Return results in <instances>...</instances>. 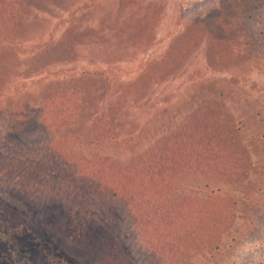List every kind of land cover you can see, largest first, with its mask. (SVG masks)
Returning a JSON list of instances; mask_svg holds the SVG:
<instances>
[{
    "label": "rangeland",
    "instance_id": "obj_1",
    "mask_svg": "<svg viewBox=\"0 0 264 264\" xmlns=\"http://www.w3.org/2000/svg\"><path fill=\"white\" fill-rule=\"evenodd\" d=\"M225 1L0 0V264H51L72 256L81 264H120L134 247L124 227L108 224L97 242L104 251L97 246L88 253V230L112 221L105 202H97L108 186L126 207L113 212L132 221L129 200L119 192L146 185L142 208L146 202L160 213H170L165 204L179 209L173 221L162 219L171 235L193 193L230 223V237H214L209 246L206 227L200 237L193 227L186 233L200 242L190 264H264V0H255V23L238 21L224 33L227 21L238 18L233 0ZM252 27L261 34L257 42L249 37ZM247 40L255 54L231 60L232 49ZM198 71L215 79L207 103L200 93L195 99ZM84 72L99 73V81ZM116 99L117 107L103 109L102 102ZM195 121L232 146L211 157L200 150L196 162L185 163L190 182L178 171L181 164L161 168L176 183V191H164L138 170L153 168L162 147L156 135H178L191 146L202 129ZM232 132L241 142L233 143ZM81 154L91 171L83 188L64 175L68 161L77 157L79 166ZM32 162L40 163L33 176ZM82 194L96 204L82 205L90 199ZM27 230L29 238L21 240ZM114 239L122 244L113 247ZM135 243L146 257L152 247Z\"/></svg>",
    "mask_w": 264,
    "mask_h": 264
},
{
    "label": "trees",
    "instance_id": "obj_2",
    "mask_svg": "<svg viewBox=\"0 0 264 264\" xmlns=\"http://www.w3.org/2000/svg\"><path fill=\"white\" fill-rule=\"evenodd\" d=\"M225 1V0H224ZM232 1V0H231ZM249 1H253L252 3H250ZM233 0L232 2V9H234V11L236 12L238 18L233 19V20H229L227 21V25L224 28V33L229 32L232 27V23H237L238 21H242L245 20V22L247 23V25L250 27L251 26V22L255 23L257 20V11L254 12V5H258L256 3L255 0ZM225 3H227L225 1ZM228 4V3H227ZM234 6V7H233ZM253 28V30H252ZM251 28V34H250V38L254 41L257 42V38L261 35L254 27ZM263 42V40H262ZM249 41L247 40L246 44H241V46H238L237 49L233 50L232 48V52L230 53L231 55V60L235 61L233 58L237 57V56H242L245 53L248 54H255V52H250L248 51L249 49ZM219 56V62L222 59V56L220 55V53L218 54ZM229 59V60H230ZM228 60V61H229ZM230 60V61H231ZM215 62H217V60H214ZM85 73V72H84ZM90 72L85 73L84 74V78L85 79H92L94 81H99V73L98 74H94L91 75ZM205 75H203V73H200L199 71L195 74L194 76V82H196V85L198 86L196 89V97L195 99H200V95H198L199 93L201 94V96H205V103L209 102V99H207V96H211V93L217 90L216 86H215V79L214 80H210L211 77H204ZM98 83V82H97ZM112 83V82H111ZM104 86H108V83ZM112 87V85L110 86ZM104 89H106V87H104ZM219 97H227V102L230 101V95L228 94H220ZM120 99V98H119ZM119 99H116L114 101H110V102H102V104H104L102 107L104 109L105 105L108 107H117V103ZM226 101V100H225ZM245 104L248 105V103L246 102ZM220 107V106H219ZM229 108V107H228ZM103 115L101 116V118L106 117L107 119L109 118V113L108 112H103ZM195 115V114H194ZM197 115V114H196ZM198 117V115H197ZM95 119V117H94ZM197 119V118H194ZM95 121V120H94ZM87 124H89V121H86ZM197 126L202 125V129L200 131H198V134H194L193 138H195L192 141V145L191 146H187L188 144V140L185 138H180L178 135H156V138L154 139V142L161 144L162 147L160 150H158V155L157 158L155 159V164L153 166V168H141L138 170V172H146V175L148 174L149 176H151L153 179L159 181V183L162 185L164 191L169 192L170 189H173V187L175 189H173V191H176V183L175 181L171 182L169 180H166L168 178H164L163 174L164 170H161V168L163 167H169V168H177V164H181L183 167L182 169H179L178 171L181 172V176L183 178V180L190 182L191 179V175L187 169V166H185V163H193L196 162L195 160L198 159V155H199V151L203 150L205 151V155H207V157H211L213 155V153L218 150L220 152L225 150V148L227 149L228 147L232 146V144H230V141L228 139H226L224 136V134L222 133H218L211 131L208 127L205 128L206 126L203 124L204 122L202 121V124H200V121H195ZM205 128V129H204ZM204 131V132H203ZM203 133H205V135L203 136ZM232 138H235V142L233 141V143H238L241 142L239 140V137L236 138V136H238L237 133L232 132ZM196 135H200V137H202V140L197 141L196 140ZM220 136L221 139L218 140H212V138L217 139L215 137ZM231 136V135H229ZM187 143V144H186ZM244 143V142H243ZM197 145L200 146V148L197 149ZM195 146V147H193ZM224 146V147H222ZM81 151H79L78 153L80 154ZM78 155V154H77ZM79 160V166L77 165V157L74 158V162L68 161L69 163V168L66 173H64L65 178H68V181H72L73 184L75 185H81L82 188L84 187V183L83 180L86 179L87 175L91 174L90 171V166H87V163L84 161V157L83 154L80 155V157H78ZM30 166V171L33 173L31 174L33 175H37V173L34 170H37L38 165H40V163L36 164V162H32L31 164H29ZM183 169L188 171L189 173V178L187 176V174L185 172H183ZM96 168H94V174L96 173ZM170 172L172 171V169H169ZM174 172V171H173ZM176 172V171H175ZM58 173V172H57ZM98 173V172H97ZM186 175V176H185ZM83 179V180H82ZM134 180V179H133ZM127 183V180H123V176L121 179V184H123V189L125 184ZM179 183V182H178ZM108 185H110V182H108ZM148 186H143V188H141V190L139 188H136L134 186V188H132V186H129L128 189L130 190L129 192L126 193V191H122L119 192V194L121 196H123L125 199L127 198L129 200L128 205L131 208H128V210L130 211V213H133L134 215V219L131 221L129 219L126 220V218H122L120 219V217L117 215L116 212H113L116 208H121L122 206H124L123 201L121 200V198H119L118 200H116L115 195L112 194V192L109 193V189L107 186V193L106 195L103 197L102 200H98L97 205L102 206L103 202H105L104 204L107 205L106 209H105V213L108 215L112 221L108 220V219H104L103 221H101V223L97 224V227H91L88 230V236L90 238V244L91 246L89 247L88 253H92L93 251L91 250V248H96L97 246L99 247V249H101L102 251H104V244L101 243H97L98 240L101 238L102 233H103V229H107V225H114V226H118L119 229H122L123 227L125 228L126 232H129L128 234H126V239L125 240H129L132 241V243L134 244L133 248L129 249V254L127 256H124L123 258H121V260H119L120 264H190V261L193 260V258L196 256V252L199 250V248L197 247L200 242L199 240H197V242L195 244H193V242L190 241V239L188 238L187 234H191L190 230L193 227L194 229L192 231H194V233H197V235H199V229L200 228H204L203 231L205 230L206 227V234H205V239L206 242L208 243L209 240H213V238H217V241H219L221 239L222 235H228V237H230V234L228 232V229L230 228L229 224L227 222H222L219 219V215L217 214V211L214 210L213 205L211 204L210 201H206L204 202L203 199H200L199 196H197L196 194L193 193V195H190L188 199L184 200L183 202H185V204L182 206L181 208H184V214H183V219H181V221L178 223L175 222V225H177V235H171V232L167 231L165 228L170 229L168 226L162 225V219L165 216H168L166 219H164L167 222H171L174 220V213L179 210V209H175L174 206H167V204L164 205V207L170 211L169 214H165V213H160L158 212V210L156 208H154L152 210V208H150V206H147V203L145 202V208H142L143 206V198H145V196H143L144 194V190L147 189ZM194 188V187H193ZM201 188V187H200ZM85 189V188H84ZM122 189V190H123ZM132 189V190H131ZM84 197H89V194H82ZM82 197V196H81ZM93 196H90V199H92ZM148 197V195H147ZM89 198H87V202H83L84 204L82 205H90L92 204H96L95 200L92 199L93 201H90ZM90 201V202H89ZM159 202V201H157ZM176 204H179L178 201L175 202ZM161 204L163 205V202H161ZM128 206V207H129ZM185 206H189L191 208V210L185 209ZM144 207V206H143ZM126 208V207H125ZM169 208V209H168ZM91 209H95V206L93 205ZM91 209L89 210V212L91 211ZM147 209V211L149 212V215L147 216V212L145 211ZM84 212V206L81 207V213ZM219 213V212H218ZM223 213V211L221 212ZM225 213V212H224ZM153 214L157 215L154 216ZM173 215V216H172ZM160 216V217H158ZM79 216H77L76 218H78ZM229 219L232 221V215L228 214ZM128 221H130V224L128 223ZM221 221V222H220ZM31 227V226H30ZM30 227H27L30 229ZM34 228V227H32ZM86 229V227H85ZM213 231L215 232V234L213 233ZM31 233L30 230H27L25 232H23L19 238L22 239H27L29 238V234ZM193 233V234H194ZM174 236V237H173ZM200 237V235H199ZM118 239H121V237H117ZM144 240L147 242V244L149 245V247H152L150 252H148L145 256H143L142 254H140V251L137 250L135 248V245L137 241H142L144 242ZM113 241V240H111ZM180 241V242H179ZM201 241V240H200ZM66 242V241H65ZM111 245L117 246L122 244L119 240H115L113 242H110ZM66 247L71 248V244H68L67 242L65 243ZM209 246V243H208ZM205 249V248H204ZM67 250V249H66ZM71 253V252H70ZM90 255V254H89ZM99 256L98 254H96L95 258ZM140 259V260H139ZM96 260H94L95 262ZM45 261H41L40 264H45ZM65 262V263H64ZM64 262H60L59 261V257H57V259H55L51 264H81L80 259H78L76 256H72V259H70V261H64ZM92 264H98V262L92 263Z\"/></svg>",
    "mask_w": 264,
    "mask_h": 264
}]
</instances>
